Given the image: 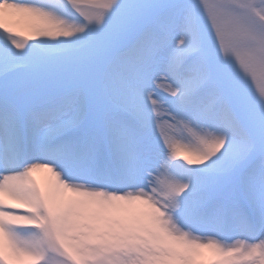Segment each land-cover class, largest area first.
Segmentation results:
<instances>
[{"label":"snow or ice","instance_id":"1","mask_svg":"<svg viewBox=\"0 0 264 264\" xmlns=\"http://www.w3.org/2000/svg\"><path fill=\"white\" fill-rule=\"evenodd\" d=\"M0 264H264V0H0Z\"/></svg>","mask_w":264,"mask_h":264},{"label":"bare ground","instance_id":"2","mask_svg":"<svg viewBox=\"0 0 264 264\" xmlns=\"http://www.w3.org/2000/svg\"><path fill=\"white\" fill-rule=\"evenodd\" d=\"M16 20L20 22L22 28L29 30V22L26 19L18 17L16 18ZM33 176L41 185H45L48 181L50 174L45 170H37L33 173Z\"/></svg>","mask_w":264,"mask_h":264},{"label":"rangeland","instance_id":"3","mask_svg":"<svg viewBox=\"0 0 264 264\" xmlns=\"http://www.w3.org/2000/svg\"><path fill=\"white\" fill-rule=\"evenodd\" d=\"M14 26L17 27L18 30L20 31H25L27 32L28 30H26L25 28H22L21 25H20V22L18 20H15L14 21Z\"/></svg>","mask_w":264,"mask_h":264}]
</instances>
